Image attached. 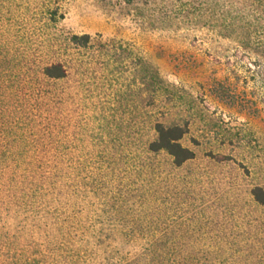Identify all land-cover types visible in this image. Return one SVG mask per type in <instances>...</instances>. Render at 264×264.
Wrapping results in <instances>:
<instances>
[{"label": "rangeland", "instance_id": "rangeland-1", "mask_svg": "<svg viewBox=\"0 0 264 264\" xmlns=\"http://www.w3.org/2000/svg\"><path fill=\"white\" fill-rule=\"evenodd\" d=\"M0 59V264L46 240L21 199L32 153L68 187L40 213L86 219L89 264H264V0H0ZM155 123L194 158L149 152Z\"/></svg>", "mask_w": 264, "mask_h": 264}, {"label": "trees", "instance_id": "trees-1", "mask_svg": "<svg viewBox=\"0 0 264 264\" xmlns=\"http://www.w3.org/2000/svg\"><path fill=\"white\" fill-rule=\"evenodd\" d=\"M90 41L91 38L89 35H73L70 38V43L81 47L88 46ZM4 64L6 62H2V59H0V66ZM41 74L48 81H59L67 77L66 68L59 62L44 66ZM32 94L31 92L29 96ZM47 127L48 131H51L52 124L49 123ZM153 130L156 137L147 146L149 152H164L171 158L172 164L176 167H180L185 162L194 158V153L181 144V139L185 134L181 127L176 125L165 126L161 123H155ZM25 166L26 168L22 169L23 171H21L18 177L21 180V184H23L22 204L26 208L25 212L43 218L45 222L44 230L47 234L46 240L41 248L32 252L29 251L30 249H27L24 253V259H19L21 262L19 261L16 264H34L35 260L29 257L34 256V254L41 258L40 262L37 261L36 264H89L91 258L86 257V247L80 248L76 245V242H79L80 236L78 232L82 234V239L80 240L85 241L90 236V230H93L85 221L86 219L79 216L77 211L72 209L69 215L65 216L60 223H56V220H48V216H52V209H48L46 212L41 211L42 213L38 209V206L41 208L43 205L46 207L48 205L50 206V203H60L61 199H57V201L51 199L53 196L52 193L55 191L65 193L68 189L63 184L58 183L59 175L57 174L53 155L49 156V153H32L25 160ZM251 196L258 205L264 206V189L255 187L251 190ZM66 205L67 203H64V206ZM38 230H41V228H38ZM89 242L88 239L86 244ZM56 255H59V257L55 259ZM141 256L146 259L150 258L148 252H143ZM155 256L157 261V257L159 256ZM136 262L133 260L132 262L127 261L123 264H137Z\"/></svg>", "mask_w": 264, "mask_h": 264}]
</instances>
